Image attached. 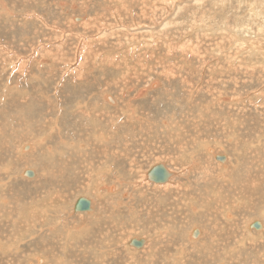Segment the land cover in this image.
<instances>
[{"label": "rangeland", "instance_id": "obj_1", "mask_svg": "<svg viewBox=\"0 0 264 264\" xmlns=\"http://www.w3.org/2000/svg\"><path fill=\"white\" fill-rule=\"evenodd\" d=\"M194 1L197 0H0V172L2 167H8V172L0 173V186L7 184L6 188L12 187L11 195L3 190L0 191L4 193H0L2 201L4 198L8 199L9 204L12 202V214H9L11 219L8 215L4 217L3 213H0V227L2 226L0 244L10 242L13 237V242L9 244L17 246V252L15 250L8 252L13 253L8 262L0 260V264H27L28 260L32 259L29 255L43 253L47 256L46 252L40 251L41 246L37 245H41L39 235L45 231L49 232L50 226H45L37 233L39 235L35 233V238H31L28 229L32 232L35 229L27 225V222L33 218L30 219L28 215L27 221L21 214L24 213L23 211L27 212L29 210L27 208L31 209L34 204H39L35 199L40 197L38 200L44 203L49 198L50 200L57 198L55 196L60 198L56 210H53L60 211V218L63 221L61 223H66V227L69 224L71 225L68 227H74L82 223L77 218L81 215L78 213H91L73 212L70 203H75L80 197L91 201L93 199L94 207L97 209H104V212L110 210V214L105 217L111 216V221L107 222L109 220L105 219L102 223L109 231L111 229L110 233L113 231L115 238L117 237L120 248L117 252L121 251L119 252L121 254L116 261L110 257L111 252L109 254L107 252L105 264L111 260L113 263L110 264L115 262V264H147L151 259L156 258L153 256L155 251L151 254V251L157 247L156 243L165 246L164 252L171 255L172 264H180L178 260L173 261L180 249L190 255V258L186 259L180 257L179 260L182 262L188 260L189 264H212L211 259L203 260V254L199 258V251L202 249L191 247L192 243L187 239L194 222L191 218L195 217H198L196 224L204 231V237L208 242L210 233L207 230L212 228L211 224L214 221L219 223V226L213 227L218 233L220 245L215 247L214 261L222 259L221 246L228 250L226 254L233 256L232 262L228 264H245L248 258L247 248H250L253 257L259 256L264 259L262 251L264 246L260 243L255 248L251 246L249 240L245 241L244 246H240L237 242L239 236L242 238L250 231L247 225L244 226L247 221L259 219L264 223V53H260L259 49L253 50L244 37L233 38L234 35H227L225 32L207 37L197 27V25L204 26L208 19H211L214 24L211 26L214 27L226 22L232 28L251 27L256 34L264 36V25L256 18H249L248 11L252 3H249L250 6L246 3L239 5L236 0H228L229 2H226L228 5L224 9L215 10L214 13L210 11L209 17L206 16V21H203L202 17L199 15L197 17L194 12ZM3 6L13 10L14 14H6ZM206 6L211 10L210 5L206 4ZM261 11L264 16V5ZM263 16L261 19H264ZM82 23L88 25L84 26ZM259 42L264 45L261 38ZM74 69L77 80L75 73L72 74L70 71ZM52 70L54 73L50 72ZM79 74L82 79L79 78ZM153 82H156L155 86L150 87ZM106 94L116 101L117 105L113 106L108 102L104 97ZM70 98L74 100L73 102L86 103L89 108L84 109L85 117L83 115L75 118L76 130L73 127L75 125L70 122L64 123V126L60 125V134L64 139L61 140L59 130H48V133L47 129L55 121V114L59 113L57 106ZM128 102L136 108L138 117L139 114L142 116L140 119L124 117ZM72 108L75 109L74 104L66 109V113L62 110L59 116L64 120L67 119L66 114ZM97 112L104 113L102 119L94 116ZM25 121L29 126L24 125ZM70 125L73 127L72 130ZM69 130L75 136L80 135V139L88 140V152L84 149H72L73 146L69 144L72 142ZM89 130L92 131L90 134ZM93 130L98 131L99 134L103 132L102 135L108 138V142L100 143L97 138L99 134ZM44 132H47L45 142L48 149L38 151L40 148L35 141L39 135L45 134ZM177 133L182 140L178 138V143H175L174 138ZM169 138L174 140L173 143ZM27 143L34 145V154L38 156L37 162L26 163L27 167H24L25 163L21 161L24 156L18 153V148ZM203 143L210 144L208 148L213 146L219 154L225 153L229 158L231 164H227L229 169L224 176H231V181L227 177L218 175V172L223 171L220 168L223 167V162L216 160L208 148L206 152L203 151L201 146ZM4 145L8 148L3 154ZM105 148L106 151L102 153L101 149ZM181 148H185V151ZM83 150L85 154L82 153ZM71 152L76 156L79 153L83 163L90 164L92 171L88 173L91 179H94L92 172L102 170L104 182L118 185L117 196L110 198L108 192L105 197L106 207L99 202V198L93 196L91 184L81 189L72 182L70 186L67 182L60 184L58 175L61 169L58 167L67 163ZM98 153L103 157L100 158ZM83 155L86 158L89 156L90 160ZM58 160H62L59 166H57L60 162ZM93 160L94 164L99 165H93ZM159 162L164 163L173 172V175L161 184L169 186L165 193L157 191L159 184L145 178L148 168ZM196 166L199 168L202 166V169ZM29 168L33 169L36 177L27 179V176L22 175L24 170ZM42 169L47 170L48 174L51 171L50 177L57 179V184L53 185L55 179L45 183L49 180L43 179L47 173L44 176ZM5 174L8 176L6 177ZM60 175L67 176L64 170ZM81 176L84 177V174ZM116 176L121 182L116 180ZM83 180L84 178L78 182ZM38 183H42L41 186ZM53 187L56 189L54 190ZM63 187H67V190ZM169 193L171 198L163 197L168 196ZM82 194L87 196H81ZM90 196H93L92 199ZM118 197L126 202L125 206L119 209L120 214H117L118 211H115L114 206L116 203L114 201ZM186 199L189 201L192 199L197 209L201 206L195 212L197 214L191 212L189 208L186 209ZM174 200L177 202L181 200L183 204L179 218L173 209V212L170 211L172 213H159L157 205H160V202L163 201L171 206ZM210 200L213 201L212 205L209 203ZM238 203L236 209L232 208L229 211L230 217L227 221L223 211L225 206L227 204L234 206ZM212 207L214 211L216 210V214L210 217L206 214V210ZM242 207L245 210L237 212V209ZM1 208L0 212L9 213L4 208H2L4 211H1ZM146 209L155 214L151 216L154 229L151 228L150 231V226L146 227V225L151 217L145 214ZM201 214L204 216V221H207V227L203 225V217L200 220ZM8 218L11 222L5 223V219ZM18 218L22 221L19 226ZM43 218L48 219L39 215L35 223L36 228ZM24 219L26 223L23 222ZM77 219L79 220L76 221ZM96 220L98 219L93 220V217H89L86 221L89 225L87 227L91 229ZM3 221L5 224H2ZM58 227L60 228L61 225ZM227 227L232 228L235 233L230 234L229 231H225L224 234ZM163 230L165 232H162ZM61 234L58 232L59 236H62ZM136 235L144 238L145 241L149 240V244L146 245L147 241L146 243L144 241L146 247L130 254V258L127 254V242ZM18 237H22L24 242L17 245L15 238ZM83 237L80 235L75 237L77 246ZM98 242L100 237L97 235V243L93 242L95 247L97 244H102ZM152 244L154 245L151 246ZM210 247L211 245L204 251L208 253ZM57 248L55 249L58 250ZM89 254L93 256L94 252ZM161 255H164V260L159 258L160 263H165L167 256ZM47 257L50 258V254ZM99 257L100 254L92 264H103V259ZM49 260L47 262H50L49 264L71 263L61 262V259L53 257L52 261ZM156 264H159V261Z\"/></svg>", "mask_w": 264, "mask_h": 264}, {"label": "bare ground", "instance_id": "obj_2", "mask_svg": "<svg viewBox=\"0 0 264 264\" xmlns=\"http://www.w3.org/2000/svg\"><path fill=\"white\" fill-rule=\"evenodd\" d=\"M81 1V0H80ZM228 0H197V1H194L193 2V4H195L194 5V12H195V14L197 15V17H199V16H201L202 17V20L203 21H206V19H205V17L207 16V17H209V14L208 13H210V11H213V13H214V11L215 10H222V9H224V7H226L228 4H226V2H227ZM237 1V3L240 5V4H242V3H246L248 6H250V4H251V7L249 8V18H256L258 21H260V23L261 24H263L264 25V19H261L262 18V11H261V7H262V5H264V0H236ZM54 2V1H53ZM229 2V1H228ZM71 3V2H70ZM75 3V2H74ZM73 3V4H74ZM155 3V2H154ZM154 3H153V5H154ZM250 3V4H249ZM78 4V3H77ZM206 4H208V5H210V7H211V10L210 9H208V7L206 6ZM238 4H236V6H238ZM243 4V5H244ZM175 5V4H174ZM191 5V4H190ZM254 5V6H253ZM189 6V5H188ZM192 6V5H191ZM261 6V7H260ZM4 8H3V11L6 13V14H9V13H11V14H14V11L13 10H11L10 8H8L7 6H3ZM78 7V6H77ZM209 7V8H210ZM14 8V7H13ZM79 8V7H78ZM192 8V7H191ZM233 8V7H232ZM125 11V10H124ZM139 13V12H138ZM216 13V12H215ZM234 13V12H233ZM217 14H219L218 12H217ZM199 15V16H198ZM232 15V14H231ZM110 17V16H109ZM212 17H213V15H212ZM264 17V16H263ZM171 18V17H170ZM214 18V17H213ZM212 18V19H213ZM246 18V17H245ZM80 19V18H79ZM169 19V18H168ZM81 20H83V19H81ZM211 20V19H210ZM209 19H208V22L204 25V26H201V25H197V27L198 28H200L201 30H202V34H205L207 37L209 36V37H211V36H213V35H215L216 33H218V32H225L227 35H234L235 37H233V38H242V37H244L246 40H247V42H248V44H249V46L250 47H252L253 48V50H256V49H259V51H260V53H264V45H261V43L259 42V39L261 38V40H262V42H264V36H260V34H256V32H254V30H252L251 29V27L250 28H248L247 26H245V27H243V28H232V27H229L228 26V24L226 23V22H223L222 23V25H220V26H211V25H214L211 21H210ZM169 21V20H168ZM83 22V21H82ZM164 22V21H163ZM71 23V22H70ZM83 24V23H82ZM85 24H87V23H85ZM85 24H83L84 26H85ZM83 25H81V26H83ZM88 25V24H87ZM83 26V27H84ZM261 26V25H260ZM85 28V27H84ZM245 28V29H244ZM242 29H244V30H242ZM61 36V35H60ZM55 38V37H54ZM62 43V42H61ZM57 45V44H56ZM62 46V45H61ZM255 48V49H254ZM46 50V49H45ZM38 51V50H37ZM44 51V50H43ZM74 52V51H73ZM35 53V52H34ZM48 53V52H47ZM38 54H39V52H38ZM38 54H37V57H38ZM44 54H45V51H44ZM49 54V53H48ZM51 54V53H50ZM51 58V57H50ZM43 59V58H42ZM69 59V58H68ZM71 59V58H70ZM35 60H36V57H35ZM52 61V60H51ZM80 62V61H79ZM78 62V63H79ZM37 64H38V62H36ZM52 63V62H51ZM71 64V63H70ZM40 65V64H39ZM78 65H80V63L78 64ZM51 67V66H50ZM56 68H57V66H56ZM51 69V68H50ZM59 69V68H58ZM56 70V69H55ZM61 70V69H60ZM60 70H58L59 72H60ZM36 71H38V69L36 70ZM54 70H52V71H50V72H53ZM71 71V73L72 74H74L75 73V75H76V80H77V73H76V70L74 69V70H70ZM69 71V72H70ZM78 71V70H77ZM37 73V72H36ZM39 73V72H38ZM54 73V72H53ZM52 73V74H53ZM84 73V72H83ZM51 75V74H50ZM74 75V76H75ZM48 76V75H47ZM132 76V75H131ZM45 78V77H44ZM43 78V79H44ZM79 78L80 79H82L81 78V76H80V74H79ZM40 80V79H39ZM79 80V79H78ZM43 81H45V80H43ZM83 81H85L84 79H83ZM125 82V81H124ZM39 83H40V81H39ZM47 83V82H46ZM42 84V83H41ZM108 84V83H107ZM43 85V84H42ZM47 85V84H46ZM39 86V85H38ZM60 86V85H59ZM87 86V85H86ZM105 86V85H104ZM43 87V86H42ZM46 87V86H45ZM62 88H63V86H61ZM85 87V86H84ZM17 88V87H16ZM38 88V87H37ZM56 88V87H55ZM57 88H58V85H57ZM83 88V87H82ZM41 89V88H40ZM40 89H38V90H40ZM46 89V88H45ZM59 89V88H58ZM143 90V89H142ZM141 90V91H142ZM146 90V89H145ZM86 91V90H85ZM126 91H128L127 89H126ZM138 91V90H137ZM72 92V91H71ZM79 92V91H78ZM143 92V91H142ZM47 93V92H46ZM53 93V92H52ZM55 94H56V92H54ZM58 93V92H57ZM42 94V93H41ZM44 94V93H43ZM105 95V94H104ZM43 96V95H42ZM60 96V95H59ZM210 96V95H209ZM217 96V95H216ZM49 97V96H48ZM76 97H79V96H76ZM98 97V96H97ZM104 97H106L107 98V100H108V102H110L113 106H115V105H117V104H115L116 103V101H113V99L109 96V95H107L106 94V96H104ZM211 97V96H210ZM213 97V96H212ZM59 98V97H58ZM85 98V97H84ZM83 98V99H84ZM86 98H88V97H86ZM215 98V97H214ZM226 98V97H225ZM39 99V98H38ZM64 99V98H63ZM80 99H82V98H80ZM71 100V98L69 99V100H67V101H65V102H62V104H59V102L57 103V104H59L57 107H58V109L57 110H59V113H60V115H61V111L63 110L64 111V113H66V109H69L70 108V106H71V104H74V106H75V109H73L72 108V110L68 113V114H66V115H68L67 116V119H63V117H60L59 116V113H57V114H55V116L56 117H54V120L55 121H53L51 124V126H49L48 127V129H47V132H48V130H59L58 131V134H59V137L61 138V140H64L63 138H62V134H60V130H61V128H60V125H65L64 123H67V122H70V123H72V124H74L75 125V118H77L78 116H83L84 114V109H86V103H84V102H73L72 100ZM75 100H76V98H75ZM78 100V99H77ZM104 100V99H103ZM217 100V99H216ZM25 101V100H24ZM57 101H58V99H57ZM60 101V100H59ZM92 101V100H91ZM85 102H87V101H85ZM93 102V101H92ZM91 102V103H92ZM124 102H126V101H124ZM93 104V103H92ZM133 104V103H132ZM54 105V104H53ZM87 105H89V104H87ZM99 105V104H98ZM134 105H135V103H134ZM85 106V107H84ZM90 106V105H89ZM96 106V105H95ZM123 106H125V105H123ZM123 106H121V107H123ZM120 107V108H121ZM87 108H89V107H87ZM117 108V107H116ZM98 109V108H97ZM93 110V109H92ZM49 111V110H48ZM69 111V110H68ZM89 111V110H88ZM94 111V110H93ZM100 111V110H99ZM108 111V110H107ZM77 112V113H76ZM92 112V111H91ZM88 113V112H87ZM96 113V112H95ZM92 114H94V113H92ZM91 114V115H92ZM103 114L104 113H101V112H97V114H95L94 116H96V117H99V118H101L102 119V117H103ZM106 114H108V113H106ZM90 115V113L88 114V116ZM59 116V117H58ZM93 116V115H92ZM116 116H118V115H116ZM139 116L140 117H142L140 114H139ZM84 117H85V115H84ZM87 117V116H86ZM106 117H109V116H106ZM110 117H113V116H110ZM119 117V116H118ZM122 117V116H121ZM120 117V118H121ZM124 117H129V118H133V119H140V117H138V115H137V112H136V108H134V107H132L131 105H130V103L128 102L127 103V107H126V109L124 110ZM65 118V117H64ZM78 118H80V117H78ZM99 118H97L98 120H99ZM105 118V117H104ZM87 119V118H86ZM85 119V120H86ZM93 119V118H92ZM96 119V120H97ZM114 119V118H113ZM112 119V120H113ZM111 120V121H112ZM77 122H78V120H76ZM103 121V123H104V120H102ZM107 121V120H106ZM83 122H84V119H83ZM86 122V121H85ZM92 122H93V120H92ZM94 122H96V121H94ZM100 122H101V120H100ZM99 122V123H100ZM118 122H120V120L118 121ZM87 123V122H86ZM107 124H108V122H106ZM81 124H83V123H81ZM88 124V123H87ZM90 124V123H89ZM88 124V125H89ZM98 124V123H97ZM96 124V125H97ZM24 125L25 126H29L28 125V123L25 121L24 122ZM43 125V124H42ZM67 125V124H66ZM69 125V124H68ZM67 125V126H68ZM86 125V124H85ZM91 125V124H90ZM96 125H93V126H96ZM66 126V127H67ZM101 126V125H100ZM104 126V125H103ZM73 127H75V130H76V125L75 126H73ZM71 125H70V128H71V130H72V128H73ZM81 127H82V125H81ZM80 127V128H81ZM99 127V126H98ZM87 129L89 128V126L88 127H86ZM91 128V127H90ZM93 128H95V127H93ZM111 128V127H110ZM45 129V128H44ZM67 129V128H66ZM69 129V128H68ZM86 129V130H87ZM108 129V128H107ZM95 130H97V129H95ZM98 130H100V128H98ZM179 130H182V129H179ZM82 131V133H84L83 132V130H81ZM91 130H89L88 131V133L90 134L91 132H90ZM94 131V130H93ZM101 131V130H100ZM99 131V132H100ZM117 131V130H116ZM177 131V130H176ZM47 132L45 133V134H41V135H39L37 138H36V141H35V144L36 145H38L39 146V148L40 149H38V151H43V149H45L46 147H47V142H45V139H46V134H47ZM95 132V131H94ZM97 133H98V131H96ZM95 132V133H96ZM182 132H183V130H182ZM49 133V132H48ZM69 133L71 134V138H72V142L71 143H69L71 146H73V148L72 149H77V150H82V149H84L85 151H87L89 148H88V144H89V142H87L88 140L87 139H84L83 140V138H79L80 137V135H76L75 136V134H73L72 132H70V130H69ZM103 133V132H102ZM102 133H98L99 135L97 136V138L99 139V141H100V143H103V142H105V141H107L108 142V138L107 137H105L104 135H102ZM108 133V132H107ZM55 134V133H54ZM122 134V133H121ZM65 135H67V134H65ZM69 135V134H68ZM94 135V134H93ZM92 135V136H93ZM105 135H107V134H105ZM179 133H177V136L174 138V140H175V143H178V138L179 139H181L182 137H179ZM91 136V137H92ZM170 136V135H169ZM89 138H90V136H88ZM88 137H86V138H88ZM109 137V136H108ZM174 137V136H173ZM66 138V137H65ZM69 138H70V136H69ZM68 137H67V139H69ZM70 138V139H71ZM123 138H124V136H123ZM96 139V138H95ZM97 139V140H98ZM170 139V142L171 143H173V141H172V138H169ZM182 140V139H181ZM83 141H85V143L83 142ZM92 141V140H91ZM204 141H206V140H204ZM203 141V142H204ZM63 142V141H62ZM126 142V141H125ZM185 142V141H184ZM184 142H183V144H184ZM208 142V141H207ZM179 143H180V141H179ZM186 143V142H185ZM107 144V143H106ZM181 144V143H180ZM179 144V145H180ZM187 144V143H186ZM199 144H201V143H199ZM65 145V144H64ZM95 145V144H94ZM103 145V144H102ZM105 145V144H104ZM185 145V144H184ZM98 146H99V144H98ZM107 146V145H106ZM105 146V147H106ZM182 148H183V146L182 145H180ZM202 148H203V151H205L206 152V150H208L207 148L208 147H210V144L208 145V143H203L202 145ZM42 147V148H41ZM90 147V146H89ZM92 147H93V145H92ZM6 148H8V146H6L5 147V145H4V147H3V154L5 153V150H6ZM56 148V147H55ZM54 148V149H55ZM94 148V147H93ZM100 148V147H99ZM107 148H109L108 146H107ZM181 148V149H182ZM185 148H187L186 146H185ZM184 148V149H185ZM29 149V150H28ZM46 149H48V148H46ZM96 149V148H95ZM110 149V148H109ZM117 149V148H116ZM184 149H182V150H184ZM211 155L213 154V156H215L216 154H219V152H217V150H216V148L215 147H213V146H211ZM83 150V154H85V151ZM108 150V149H107ZM111 150V149H110ZM109 150V151H110ZM118 150V149H117ZM48 151V150H47ZM61 151H63V149L61 150ZM101 151H102V153H104V151H106V148L105 149H101ZM113 151V150H112ZM185 151V150H184ZM75 152L76 151H74L73 153L75 154ZM88 152V151H87ZM115 152H116V150H115ZM204 152V153H205ZM18 153L19 154H21V155H23L24 157H22V156H20V157H22V159L23 160H21V161H23V163H25V165H24V167H27V165H26V163L28 164V163H33V162H37L36 160V158H37V156H38V154L37 155H35L34 154V145H31L30 143H27V144H23V145H20L19 146V148H18ZM50 153V152H49ZM56 152H54V154H55ZM72 152H71V157H70V159H67V163L66 164H62L61 162H62V160L60 161V160H58V161H60L59 163H58V165L57 166H59V164L61 163L62 165H60L61 167H58V168H60L61 170H60V174H62L63 173V170L66 172V174H67V176L66 177H63L62 175H58V176H60V178H58L59 179V182H60V184H62V182H67L68 184H69V186H70V182H72L73 184H77V188L78 189H81V188H84V187H86V185H88V184H91L92 185V187H93V196H95L96 198H99V202H101L102 203V205L104 204V206L106 207V205H107V200H105V197L109 194L108 192H110V195H109V197L111 198L112 196H117V194H116V192H118L119 191V188H118V185L116 184H107V183H109V182H104L103 180H102V170H97V171H95V172H92V174L94 175V179H91L90 178V175H89V173L88 172H91L92 170H91V166H90V164H84L83 162V160H82V156L78 153V156H76V155H72L73 154ZM76 153V154H77ZM81 153V154H82ZM187 153V152H186ZM99 154V153H98ZM182 154V153H181ZM222 154V153H221ZM225 154V153H224ZM39 155H42V154H40L39 153ZM70 155V154H69ZM86 155H89V154H86ZM92 155V153H90V156ZM186 155V154H185ZM184 155V156H185ZM195 155V154H194ZM226 155V154H225ZM68 156V155H67ZM66 156V157H67ZM93 156V155H92ZM91 156V157H92ZM97 156V155H96ZM99 156H100V158H101V156L103 157V155H101V154H99ZM77 157V158H76ZM83 157H85L86 158V156L85 155H83ZM89 157V156H88ZM86 158L87 160L89 159V158ZM90 157V158H91ZM210 157V156H209ZM208 156H207V158H209ZM85 158H83V159H85ZM93 158H97V157H93ZM99 158V159H100ZM105 158H106V155H105ZM193 158V157H192ZM59 159H61V158H59ZM85 159V160H86ZM98 159V158H97ZM96 159V160H97ZM190 159H191V156H190ZM35 160V161H34ZM65 160H66V158H65ZM90 160V159H89ZM95 160V159H94ZM93 160V165H97V164H94V161ZM192 160V159H191ZM195 160V159H194ZM193 160V161H194ZM57 161V162H58ZM193 161H191V162H193ZM56 162V163H57ZM88 162V161H87ZM43 163V162H42ZM41 163V164H42ZM51 163V161H49L48 162V164H50ZM194 163V162H193ZM199 163V162H198ZM41 164H39V165H41ZM44 164V163H43ZM45 164H47V163H45ZM47 164V165H48ZM195 164H197V163H195ZM227 164H231V161L229 160V158L226 156V160L222 163V166L223 167H221L220 166V168L223 170V171H220V172H218L219 174V176H222V177H227L228 175H226V176H224L225 174H226V172H228V169H229V167H227ZM46 165V166H47ZM99 165V164H98ZM130 165H132L131 163H130ZM133 165H134V162H133ZM193 165V164H192ZM15 166V165H14ZM55 166V165H54ZM53 166V167H54ZM107 166V165H106ZM115 166V165H114ZM113 166V167H114ZM50 167H51V165H50ZM116 167V166H115ZM190 167H192V166H190ZM197 167V166H196ZM195 167V168H196ZM202 167V166H201ZM200 167V168H201ZM8 167H2V169H1V172L0 173H4L5 171L6 172H8V169H7ZM47 168V167H46ZM56 168V167H55ZM111 168V167H110ZM197 168H199V167H197ZM199 168V169H200ZM30 169V168H29ZM53 169V168H52ZM117 169V168H116ZM202 169V168H201ZM31 170H33V169H31ZM108 170V169H107ZM52 171H54V170H52ZM114 171V170H113ZM34 172V171H33ZM51 172V171H50ZM50 172H49V174L47 173V170H44V169H42V174L45 176L46 174L45 173H47V176H45L43 179L44 180H49V181H45V183H49L50 182V180H52L53 179V177H50ZM52 173V172H51ZM59 173V172H58ZM116 173H118L117 171H116ZM8 174V173H7ZM7 174H5V176L7 177L8 175ZM82 174H84V177L83 176H81ZM120 174V173H119ZM23 175V174H22ZM42 175V176H43ZM13 176V175H12ZM19 176H21V173H20V175ZM36 177V175H35V173H34V175L32 176V177ZM38 176V175H37ZM40 176V175H39ZM11 177V176H10ZM17 177V176H16ZM32 177H29V178H32ZM41 177V176H40ZM55 177V176H54ZM204 177V176H203ZM26 178V177H25ZM39 178V177H38ZM37 178V179H38ZM42 178V177H41ZM41 178H40V180H41ZM84 178V180L82 181V182H78V180L80 181V180H82ZM116 178H117V176H116ZM230 181H231V176H229V177H227ZM27 179H28V177H27ZM55 179V178H54ZM53 179V180H54ZM204 179V178H203ZM35 180V179H34ZM39 180V179H38ZM39 180V181H40ZM118 182H121L118 178L116 179ZM3 181V180H2ZM6 181V180H5ZM38 181V182H39ZM0 182H1V180H0ZM4 182V181H3ZM35 182H36V180H35ZM34 182V183H35ZM53 182V181H52ZM57 182V179H55V183H53V185L54 184H57L56 183ZM5 183V182H4ZM37 183V182H36ZM38 184H40V183H38ZM42 184V183H41ZM41 184H40V186H41ZM72 184V185H73ZM157 184H159V185H157L158 186V192H164L165 190H167L168 188H169V186H165V185H161L162 183H157ZM48 185V184H47ZM63 185V184H62ZM71 185V186H72ZM6 186H7V184L6 185H4V186H0V191L1 190H3V191H5V193H8V194H10L11 195V193H12V187L10 186L9 188H6ZM36 186V185H35ZM50 186V185H49ZM34 187V186H33ZM36 187H38V186H36ZM45 187V186H44ZM75 187V188H76ZM41 188V187H40ZM39 188V189H40ZM55 187H53V189H54ZM64 189H66L65 187H63ZM62 188V189H63ZM32 189H34V188H32ZM46 189V188H45ZM56 189V188H55ZM54 189V190H55ZM71 189V188H70ZM77 189V190H78ZM35 190V189H34ZM49 190V189H48ZM67 190V189H66ZM68 190H69V188H68ZM3 191H2V193L1 194H4L3 193ZM35 191H37L38 193H39V191L38 190H35ZM45 191V190H44ZM44 191H42V192H44ZM58 191H60V190H57V192ZM197 191H198V189H197ZM32 192L34 193V195H35V192L32 190ZM66 192V191H65ZM85 192V191H84ZM45 193V192H44ZM165 193V192H164ZM1 194H0V207H2V208H4L5 209V211H7V212H9V213H6V212H0V213H3L2 215L5 217V215H8V217H10V215L12 214V209H11V207H12V202L9 204L8 203V199L7 200H5L4 198H3V201H2V197H1ZM51 194V193H50ZM50 194H48V196L50 195ZM170 194V195H169ZM168 194V196H163V197H166V199L167 198H171L172 196H171V193H169ZM30 195V194H29ZM38 195V194H37ZM44 195V194H43ZM43 195H42V197H43ZM46 195H47V193H46ZM45 195V197L47 198V196ZM52 195V194H51ZM60 195H63V194H60ZM59 195V196H60ZM127 195V194H126ZM40 196V195H39ZM81 196H87V195H84V194H82ZM93 196H90L91 197V199H92V197ZM35 197H36V195H35ZM34 197V198H35ZM45 197H44V199H45ZM55 197H57V198H54V199H52V200H50V198L48 199V200H46L44 203L43 202H40L38 199L40 198H37V200L35 199V201L36 202H39V204H34V206H32L31 207V209L30 208H27V209H29L27 212H25V211H23L24 213H19V214H21V215H23L24 216V218L28 221V215L30 216V219L31 218H35L36 220L34 221L33 219H31V221L29 220L28 222H27V225L29 224V226H32L31 228L34 230L35 229V231H29V229H28V235H29V237L31 236V238L33 237V238H35V236L36 235H39V234H37V233H39V232H41L43 229H44V227L45 226H50V231L48 232V231H45V232H43V233H41L40 235H39V238H40V243L39 244H41V245H37V246H41V248H40V251H43V252H46L47 253V256H49V254H50V258L49 257H47L46 255H43V253H42V255L40 254V255H29L30 257H32V259H30V260H28V263L29 264H49V263H47L48 262V259H52V257L53 258H59V259H61V262L62 261H70L71 263H69L68 262V264H87L86 262H88V264H92V263H94V262H96L95 261V258L96 257H98L99 256V254H100V257L99 258H102L103 259V264H105V257L107 256V252H108V254H109V252H111V254H110V257L112 258V259H115L116 261H118V258H119V255L121 254V253H119V252H121V251H119V252H117L120 248H118V244H117V237L115 238V236H113V231L110 233V231H111V229H110V231L105 227V225H103V223L102 222H104V220L105 219H108L109 221H107V222H110L111 221V216H109V217H105L106 215H109L110 214V210L108 211V212H104V209H97V207H94V202H93V199H92V201L90 200V199H88V198H85V197H83V198H85V199H88V202H89V207H88V209L87 210H77V211H74V209H73V205H74V203L72 202V203H70L71 204V206H72V210H73V212H91V213H78V214H81V215H79V217H77V218H79L80 220H81V222L82 223H80V224H78L77 226H74V227H68L69 225H71V224H69V225H67V227H66V223H64V224H62L61 222H63L62 220H61V216H60V211L59 210H57V211H54L53 209H55V207L58 205V199L60 198V197H58V196H55ZM65 197V196H64ZM64 197H61V198H64ZM32 198V197H31ZM66 198V197H65ZM126 198H128L127 196H126ZM130 198V197H129ZM132 198V197H131ZM42 199V198H41ZM44 199H43V201H44ZM163 199V198H162ZM33 200V199H32ZM119 202H118V201ZM117 200L116 201H114V206H115V211L117 210L118 211V213L117 214H120L119 212H120V208H122L123 206H125V204H126V202L125 201H123V200H121L119 197L117 198ZM227 200V199H226ZM19 201H22V200H19ZM18 201V202H19ZM31 201V200H30ZM34 201V200H33ZM192 199H191V201H189L188 199H186L185 200V206H186V209H190L191 210V212H193V213H195V212H197L198 210H199V208L201 207H199L198 209H197V207L192 203ZM215 201V200H214ZM63 202V201H62ZM212 202L213 201H209V203L212 205ZM60 203V202H59ZM161 203V204H160ZM159 204L160 205H157V207H158V211H159V213H163V214H165V212H168V213H172L173 211H172V209L174 210V212H175V214L178 216V218H179V214L181 213V206L183 205L182 204V201L180 200V201H173V203L171 204V206H168V204H166V203H164L163 201L162 202H160ZM216 203V202H215ZM237 203V202H236ZM22 204V203H21ZM29 204H31L30 202H29ZM64 203H62V205H63ZM150 204V203H149ZM210 204H209V206H210ZM25 205V204H24ZM27 205V204H26ZM60 205H61V203H60ZM68 205V204H67ZM229 205H231V204H227V206H225V208H224V218L227 220V221H229L228 220V218L230 217V213H229V211L230 210H232V208H234V209H236V206H239V203L238 204H235L234 206H229ZM21 206V205H20ZM64 206V205H63ZM63 206H62V208H63ZM150 206V205H149ZM30 207V206H29ZM229 207V208H228ZM2 208H1V211H4V210H2ZM23 208H25V207H23ZM22 208V209H23ZM25 208V209H26ZM58 208V207H57ZM150 208V207H149ZM148 208V209H149ZM17 209H20V208H18L17 207ZM133 209V208H132ZM21 210V209H20ZM19 210V211H20ZM24 210V209H23ZM56 210V209H55ZM243 210H245V208L244 207H242V208H240V209H237V212L238 211H243ZM15 211H17V210H15ZM65 211V210H64ZM69 211V210H68ZM71 211V210H70ZM150 210H145V214L146 215H148L149 217H151V216H153V215H155V214H153V213H151V212H149ZM170 211H172V212H170ZM202 211H204L203 209H202ZM214 208L212 207V208H209L208 210H206V214H208L210 217H212L211 215H213V216H215V214H216V210L214 211ZM21 212V211H20ZM190 212V211H189ZM11 213V214H10ZM15 213V212H14ZM55 213V214H54ZM10 214V215H9ZM77 214V213H76ZM140 214V213H139ZM195 214H197V213H195ZM39 215H42V216H46L48 219H45L44 220V218L43 219H41L40 220V224H39V226L36 228V225L37 224H35L36 222H37V220L39 219ZM1 216V215H0ZM20 215H18V217H19ZM34 216V217H33ZM55 218H54V217ZM194 216V215H193ZM197 216V215H196ZM51 217V218H50ZM89 217H93V220L94 219H98V220H96L95 222H94V226L90 229L89 227H87V226H89V225H87V223H86V221L89 219ZM202 217H203V222H204V226L205 227H207V221H204V216L201 214L200 215V220H202ZM12 217H10V219H11ZM52 219V220H50V219ZM19 219L20 218H18L17 219V224H18V226H19V223H21L20 221H19ZM25 219L23 220V222L25 221ZM79 219H77L76 221H78ZM194 222L192 223V226H191V228H190V230H189V232H188V234H187V239H188V241L190 242V243H192V244H190V246L191 247H197V248H199V249H202V250H200L199 251V255H198V257L199 258H201V256H202V254H203V260L205 261L206 259H211L212 260V264H221V262L224 264H228V263H231L232 262V258H233V256L232 255H229V254H226L227 252H228V250L224 247V246H221V248H222V254H221V260L220 261H214V255H215V247L216 246H220L219 245V243H218V238H217V235H218V233L217 232H215L214 231V229H213V227H215V226H219V223L217 222V221H214L212 224H211V226H212V228H210V229H208L207 231L210 233L209 234V237H208V240H209V242L207 241V239L204 237V231L201 229V227L200 226H198V224H196V221H198V217H195V218H191ZM34 221V223H33V221ZM141 220H142V218H141ZM254 220H259V219H251V220H249V221H247L245 224H244V226L245 225H247L248 226V229L250 230L249 231V233L247 234H245L242 238L239 236H237L238 238H240L239 240H237V242H238V244L240 245V246H244V244H246L245 243V241H247V240H249L250 241V244H251V246H254L255 248H256V246L257 245H259V243L261 244V246H264V229H254V228H252V227H249V224L251 223V222H253ZM6 221V222H5ZM5 221H3L2 222V224L5 222V223H7V221H9V218H8V220H6L5 219ZM19 221V222H18ZM47 221L50 223H47ZM99 221V222H98ZM261 223H262V225L264 226V223L261 221V220H259ZM9 222H11V221H9ZM53 222V223H52ZM98 222V223H97ZM106 222V223H107ZM144 222V221H143ZM1 223V222H0ZM4 223V224H5ZM25 223H26V221H25ZM105 223V224H106ZM12 224V223H11ZM48 224V225H47ZM76 224V223H75ZM89 224V223H88ZM20 225H22V224H20ZM25 224H23V226H24ZM59 225H61V227L59 228L58 226ZM62 225H64V226H62ZM74 225V224H73ZM72 225V226H73ZM116 225H118V224H116ZM132 225V224H131ZM26 226V225H25ZM29 226H27V228H29ZM91 226V225H90ZM112 226V225H111ZM115 226V225H114ZM148 226H150V228H149V231L151 230V228H153L154 229V223H153V218L151 217V220L148 222V225H146V227H148ZM243 226V227H244ZM2 227V226H1ZM1 227H0V229H1ZM56 227H58V228H56ZM121 227V226H120ZM131 227V226H130ZM200 227V228H199ZM26 228V227H25ZM25 228H23V229H25ZM61 228H62V230H61ZM109 228H110V226H109ZM112 228H114L113 226H112ZM119 228V227H118ZM163 228V227H162ZM167 228V227H166ZM21 229V228H20ZM22 229V230H23ZM165 229V228H164ZM3 230V229H2ZM113 230H115V228L113 229ZM158 230V229H157ZM161 230V229H160ZM12 231V230H11ZM55 231H58V232H60V233H62L61 235L62 236H59L58 235V232H55ZM159 231V230H158ZM211 231H213V233H211ZM225 231H229L230 232V234L231 233H235V231L232 229V228H230V227H227L225 230H224V234H225ZM1 232V231H0ZM13 232V231H12ZM162 232H165V230H163ZM5 233V232H4ZM23 233V232H22ZM22 233H20L21 235H22ZM30 233V234H29ZM32 233V234H31ZM35 233H36V235H35ZM19 234V235H20ZM157 234H158V232H157ZM77 235H80L81 237L82 236H84L83 237V239H82V241L81 242H79V245L77 246L76 244H77V239H75V237H77ZM97 235L100 237V242H98V243H102V244H97V247H95L94 246V243L96 242L97 243ZM199 235V236H198ZM227 235V234H226ZM17 236V235H16ZM196 236H198L197 238H195ZM15 237V236H14ZM119 237V236H118ZM121 237V236H120ZM155 237V236H154ZM13 238V237H12ZM11 238V241L12 240H14V239H12ZM57 238V239H56ZM132 238H136L137 240H143V243L140 245V246H135V245H132L131 244V239ZM192 238H195V239H192ZM205 238V239H204ZM10 239V238H9ZM17 239V240H16ZM30 239V238H29ZM2 240V239H1ZM15 240H16V243L15 244H17V243H23L24 241H23V238L22 237H18V238H15ZM49 240V241H48ZM3 241H4V239H3ZM10 241V242H11ZM118 241H119V238H118ZM144 241H145V239L144 238H142V237H137V235L136 236H133V237H131L130 239H129V242H127L128 244V249H127V254H134V253H136V252H138L137 250H140V249H144L145 247H146V245H148L149 244V240H147L146 239V241H147V244L145 245L144 244ZM146 241H145V243H146ZM8 242V241H7ZM10 242H8V243H5V244H3V245H1L0 244V251H2V254L0 255V260H2L3 262L4 261H6V262H8L7 260H9V258H10V256H11V254H13V253H8V252H10V251H12V250H15L16 251V249H17V246H12V245H10L9 243ZM13 242V241H12ZM94 242V243H93ZM2 243V242H1ZM38 243V242H37ZM59 243V244H58ZM95 243V244H96ZM120 243V242H119ZM14 244V243H13ZM36 244V243H35ZM18 245V244H17ZM57 245H59V248H57ZM75 245H76V247H75ZM154 244H152L151 246H153ZM209 245H211V247H210V251L208 252V253H206L204 250H205V248H207ZM155 246H157L156 248H155V250L153 249V251H151V254H153V252L155 251V253H154V255L153 256H156V258L155 259H151V261L150 262H147V264H156L157 263V261H159V264H172V257H171V255L169 254V253H165L164 252V249H165V246H160L159 244H155ZM55 248H57L58 250H56ZM123 248V247H122ZM55 249V250H54ZM263 252H264V250H262ZM17 252V251H16ZM89 252H94V254H93V256H90V254H89ZM36 254V253H35ZM161 254H165V256H167V259H166V262L164 263H160V260L161 259H163V257H164V255H161ZM136 255V254H135ZM134 255V256H135ZM183 255V256H182ZM225 255V256H224ZM56 256V257H55ZM152 256V255H151ZM223 256L226 258L225 260L223 259ZM247 256H248V258L246 259V263L245 264H264V259L262 258H260L259 256H257V257H253L252 255H251V251H250V248H247ZM137 257V256H136ZM135 257V258H136ZM180 257H183L184 259H186V258H190V255H189V253H186V252H184L183 250H179L176 254H175V256H174V262H176L177 260H178V262L180 263V264H189V261L188 260H185V261H181V260H179V258ZM12 258V257H11ZM110 258V259H111ZM123 258V257H122ZM130 258H131V255H130ZM132 258H133V256H132ZM159 258H160V260H159ZM13 259V258H12ZM12 259H10L11 261H12ZM107 259V258H106ZM109 259V260H110ZM49 260V261H50ZM98 260V259H97ZM109 260H107V262L109 261ZM123 260V259H122ZM121 260V261H122ZM138 260V259H137ZM164 260V259H163ZM52 261V260H51ZM84 261V262H83ZM119 261H120V259H119ZM131 261H132V259H131ZM135 261H136V259H135ZM2 262V263H3ZM110 262H112V260L111 261H109L108 262V264H110ZM122 262H124V261H122ZM130 262V261H129ZM1 263V262H0ZM27 263V264H28ZM53 263V262H52ZM54 263H56L55 261H54ZM113 263V262H112ZM111 263V264H112ZM116 263V262H115ZM114 263V264H115ZM132 263V262H131ZM195 263V262H194ZM57 264V263H56ZM65 264V263H64ZM96 264H98V263H96ZM127 264H130V263H127Z\"/></svg>", "mask_w": 264, "mask_h": 264}, {"label": "water", "instance_id": "obj_3", "mask_svg": "<svg viewBox=\"0 0 264 264\" xmlns=\"http://www.w3.org/2000/svg\"><path fill=\"white\" fill-rule=\"evenodd\" d=\"M156 82H153L150 87L155 86ZM210 151L211 149L208 148ZM215 159L220 161V162H224L226 160V155L225 154H216ZM23 175L27 176V177H32L34 175L33 170L31 169H25L23 172ZM173 175V172L170 171L164 163H156L152 166H150L148 168V170L145 172V178L150 181V182H155V183H163L166 182L168 180V178L170 176ZM89 207V202L88 199L85 198H78L74 205H73V209L74 211L77 210H87ZM249 227H252L254 229H264V226L262 225V223L259 220H254L253 222H251L249 224ZM143 243V240H137L136 238H132L131 239V244L135 245V246H140Z\"/></svg>", "mask_w": 264, "mask_h": 264}]
</instances>
